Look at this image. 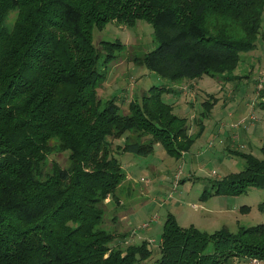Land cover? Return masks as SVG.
<instances>
[{
    "label": "trees",
    "instance_id": "trees-1",
    "mask_svg": "<svg viewBox=\"0 0 264 264\" xmlns=\"http://www.w3.org/2000/svg\"><path fill=\"white\" fill-rule=\"evenodd\" d=\"M11 12L16 19L8 25ZM263 13L264 0H0V264L147 262L149 242L111 249L114 236L100 228L126 179L109 139L124 138L118 154L147 156L160 145L179 159L218 102L213 95L201 102L192 135L162 99L172 89L151 86L127 114L112 99L102 106L97 90L124 46L97 47L94 30L143 20L156 47L134 64L172 82L208 76L224 83L235 79L241 55L256 49ZM54 142L68 165L53 162L44 173ZM229 152L244 168L214 181L207 195L264 189V146L261 158ZM158 249L152 264H261L264 224L207 234L168 214Z\"/></svg>",
    "mask_w": 264,
    "mask_h": 264
},
{
    "label": "rangeland",
    "instance_id": "rangeland-1",
    "mask_svg": "<svg viewBox=\"0 0 264 264\" xmlns=\"http://www.w3.org/2000/svg\"><path fill=\"white\" fill-rule=\"evenodd\" d=\"M15 19L16 14L11 12L6 23L12 25ZM93 41L97 47L101 41H119L124 46L117 61L106 67V78L97 90L102 106L112 99L119 106L120 113L127 114L130 101L140 100L151 86L172 89L175 93H165L162 99L172 105L175 115L187 120L192 135L197 130L193 119L201 111V102L208 95L218 100L211 116L204 121L203 134L179 159L168 156L160 145H155L153 154L147 156L118 154L117 147L123 145L124 138L109 139L111 152L121 163L126 178L116 194L121 202L107 205L100 227L114 236L110 248L124 251L129 245L149 242L151 259L137 264H152L159 256L160 235L168 214L175 217L180 227L192 225L207 234L221 229L235 234L240 227L264 224V189L251 187L234 196L207 195L213 192L214 181L244 168V161L229 151L262 157L264 13L256 49L241 55V61L231 76L235 79L224 83L208 76L172 82L144 65L134 64L135 58H141L156 47L152 25L143 20L131 27L109 22L101 30L93 31ZM243 76L246 78H238ZM53 162L60 167L68 165V153L58 151L55 142L44 173L49 172ZM243 207L246 211L242 212ZM110 217L114 218L113 222ZM248 263L245 259H234L228 264Z\"/></svg>",
    "mask_w": 264,
    "mask_h": 264
},
{
    "label": "built area",
    "instance_id": "built-area-1",
    "mask_svg": "<svg viewBox=\"0 0 264 264\" xmlns=\"http://www.w3.org/2000/svg\"><path fill=\"white\" fill-rule=\"evenodd\" d=\"M251 264H258L257 260H253Z\"/></svg>",
    "mask_w": 264,
    "mask_h": 264
}]
</instances>
